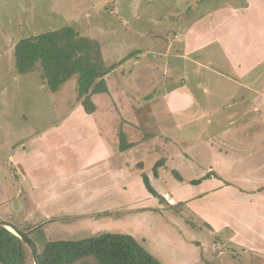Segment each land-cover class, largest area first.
<instances>
[{"label":"crops","instance_id":"obj_1","mask_svg":"<svg viewBox=\"0 0 264 264\" xmlns=\"http://www.w3.org/2000/svg\"><path fill=\"white\" fill-rule=\"evenodd\" d=\"M174 1V24L156 35L165 43L163 54L152 53L161 56L160 63H112L104 77L107 91L91 95L94 110L87 113L75 93L68 113L45 131L53 130L62 142L41 140L44 132L14 146L7 165L15 181L12 189L0 187L1 216L18 211V224L29 232L79 222L77 230L67 229L68 237L54 231L38 239L79 240L72 237L79 231L129 234L162 264H264V186L224 183L229 172L223 175L221 168L249 165L255 178L264 180V0L214 7L209 0H190L184 11L189 0ZM123 67L131 68V84L120 74ZM68 128L79 129V140L66 141ZM120 131L131 144L125 150L119 148ZM187 145L191 153L184 151ZM183 156L209 163V175L197 184L189 181L193 186L179 185L174 194L142 191L144 199L159 204L136 205L143 174L149 178L151 170L153 178L160 177L164 163ZM234 180L251 181L242 172L234 173ZM230 196L251 198L248 213L230 207ZM162 199L187 205L208 230L222 235L215 248L234 247L237 258H228L225 249L213 254L203 241L187 238L161 212ZM218 204L222 210L216 214Z\"/></svg>","mask_w":264,"mask_h":264},{"label":"rangeland","instance_id":"obj_2","mask_svg":"<svg viewBox=\"0 0 264 264\" xmlns=\"http://www.w3.org/2000/svg\"><path fill=\"white\" fill-rule=\"evenodd\" d=\"M179 1L186 3L184 0ZM223 1L233 2L234 0H209V4L214 7L221 5ZM174 2L176 1L0 0V187L5 186L12 189L15 181V171L10 167V164L7 165L8 155L14 146L44 133L50 126L60 122L68 113V104L73 103L75 93H77V74L70 76L65 82L61 83L58 90L50 91L41 78L39 64H36L30 72H18L15 67L13 51L15 43L23 37L70 26L79 35L90 37L98 42L101 59L108 66L115 62H123L126 59L128 60L125 63L126 66L134 64L136 60H144L146 62V59H149L153 63H160L162 61L161 56L152 58V53L161 52L160 54H163L160 49L163 48L165 43L159 41L156 35H160L161 32L166 30V27L174 24V21L170 18L175 13L173 10ZM187 3V5L184 4L182 6L183 11L188 8L189 4L192 5L190 0ZM129 69L131 68L129 67ZM129 69L123 67V73L120 72L121 76L124 75L126 77ZM132 81L131 76H127V83L131 84ZM69 97L70 100L67 101ZM78 123L75 121V124ZM66 136V141L73 142L79 140L80 131L78 128H68ZM39 137H41V140L51 142L63 141V138L54 135L53 130H49ZM181 146L183 148L186 145L182 143ZM184 151L191 153L189 145H187V149L184 148ZM213 160L208 158V161ZM197 162L199 161H192L185 156L180 159L174 158L172 162L162 165L163 171L160 172V177L153 178L152 171L149 170L150 184H152L158 194H161L162 191L172 192L174 188L180 189L179 185L185 186L187 184L193 186L189 181L191 182L197 178L209 175V163L203 164ZM222 167L224 169L223 175L229 172L226 175V180L222 181L224 183H235L241 188L245 186L249 189H253L255 186H264V180L256 179L252 172V167L249 165L225 164L221 165ZM213 168L216 169L215 172H218V167L213 166ZM241 168L242 170H239ZM239 172L247 175V178H250L251 181H235L234 173ZM145 187H142L140 190L136 188V205L157 206L159 200L153 197L144 199L141 195L142 191L149 192ZM196 188L198 189V187ZM125 200L123 199L124 202ZM163 200L162 204L165 205V208L161 212L170 221L180 227L187 238H196L203 241L207 245L206 249L213 252V254L217 255L225 249L228 258L232 254H235L234 256L237 258L239 251L234 249V247L232 249L230 246L225 245L215 248V244L219 240H222V235L219 236V233L213 234L208 230L209 228L199 222L200 219L195 217L187 205L183 202L171 205L169 200V203ZM213 201L218 202L217 199H213ZM250 201L251 198L247 196H241L240 199L230 196L228 199L230 207L235 206L238 211H247V213L248 203L251 205ZM13 202L14 199L11 205H13ZM197 204L199 206L200 204L202 205L199 202ZM221 210V206L217 207L216 214ZM252 210L251 208V214ZM221 214L226 215L225 212H221ZM1 215H5V211L0 209L1 218L8 219V221L17 224L19 223V215L22 217V214L18 211H15L11 216H6V218ZM155 222L156 226L160 227L163 232L162 224L156 220ZM58 224L47 225L46 229L40 226L29 233L32 240H35L38 250L48 240L46 237L38 239L43 234L56 231L58 237H68L71 235L69 232L70 228L75 229V226L79 222H72L65 229L59 226L56 227ZM20 225L26 228L24 225ZM90 236L94 235H91L89 232L80 231L76 235H72L73 238L79 240ZM155 252L158 253L157 251ZM213 254L210 253L208 257L212 259ZM162 255L160 257L165 259L166 256ZM30 264H33V259ZM226 264L230 263L227 262Z\"/></svg>","mask_w":264,"mask_h":264},{"label":"trees","instance_id":"obj_3","mask_svg":"<svg viewBox=\"0 0 264 264\" xmlns=\"http://www.w3.org/2000/svg\"><path fill=\"white\" fill-rule=\"evenodd\" d=\"M15 67L25 73L40 65L41 78L50 91L77 74V97L87 113L94 110L91 95L106 92L105 75L114 67L102 59L97 41L79 35L70 26L48 30L19 39L14 45ZM119 148L131 146L120 131ZM161 165L157 162L154 170ZM148 191L159 194L143 174ZM192 180L191 183H197ZM18 227L27 235L29 230ZM41 264H162L129 234L102 233L81 240H46L38 250ZM29 248L11 231L0 225V264H30Z\"/></svg>","mask_w":264,"mask_h":264},{"label":"water","instance_id":"obj_4","mask_svg":"<svg viewBox=\"0 0 264 264\" xmlns=\"http://www.w3.org/2000/svg\"><path fill=\"white\" fill-rule=\"evenodd\" d=\"M0 225L11 231L13 234H15L24 242V244L29 248L31 252L33 264H41L37 245L29 235H27L24 231H22V229L13 222L3 219L1 217H0Z\"/></svg>","mask_w":264,"mask_h":264}]
</instances>
